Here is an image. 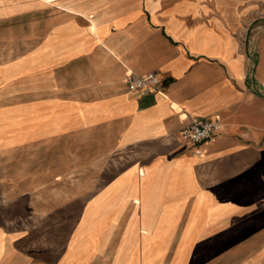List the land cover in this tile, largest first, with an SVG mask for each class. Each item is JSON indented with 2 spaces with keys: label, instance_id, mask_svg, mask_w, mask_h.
I'll return each instance as SVG.
<instances>
[{
  "label": "crops",
  "instance_id": "obj_1",
  "mask_svg": "<svg viewBox=\"0 0 264 264\" xmlns=\"http://www.w3.org/2000/svg\"><path fill=\"white\" fill-rule=\"evenodd\" d=\"M194 117L217 119L202 144ZM172 159L183 230L221 244L198 264H264V0H0V264H58L62 212L104 210L112 163L152 187Z\"/></svg>",
  "mask_w": 264,
  "mask_h": 264
},
{
  "label": "rangeland",
  "instance_id": "obj_2",
  "mask_svg": "<svg viewBox=\"0 0 264 264\" xmlns=\"http://www.w3.org/2000/svg\"><path fill=\"white\" fill-rule=\"evenodd\" d=\"M180 162L181 159L175 161L172 159L162 165L160 164V173L164 171L174 175L169 179L160 178L159 181L158 179H152V187L143 186L142 182L145 183L146 180L142 177L137 178L138 173L136 174L134 170L131 173L128 172L129 174L125 173V177H120V174L125 175L124 172H121L124 164L120 166L117 161L112 163L110 170L111 194L109 200L107 197L106 210L91 211L89 209L90 204H79L78 209L70 208L62 212L63 225L56 228L57 239L56 243L52 244L56 250L57 263L112 264L114 253L127 226H137L138 231L141 232L142 225H146L149 219L151 226H155L161 220L160 216L167 213L171 215V222L168 224L171 233L168 248L162 255L159 264H171L176 245L179 242V235L183 232V226L181 225L183 211L177 209V204L180 203L178 197H181L178 193L181 191L183 181L179 173L182 169ZM106 181V179L100 178L96 187ZM166 187L169 188V195L165 194L167 192ZM153 190H158L159 193H152L151 195L150 193ZM171 192H174V196L171 195ZM172 198L175 200L174 202H171L170 199ZM100 201L102 209V196H100ZM147 202L150 211L143 212L141 210L142 203ZM161 226H167V224ZM192 228L195 231L200 229L201 233L213 229L208 226ZM46 231L47 234L50 233L49 228H46ZM49 245L50 243L46 245V242L40 245L32 243L30 252L35 253L38 247L43 246L49 249ZM252 245L253 249H258L260 243L254 242ZM192 255L191 252L187 258H191ZM190 260L193 264H198V255H194L193 259ZM259 262L262 263L263 259H256V264Z\"/></svg>",
  "mask_w": 264,
  "mask_h": 264
},
{
  "label": "bare ground",
  "instance_id": "obj_3",
  "mask_svg": "<svg viewBox=\"0 0 264 264\" xmlns=\"http://www.w3.org/2000/svg\"><path fill=\"white\" fill-rule=\"evenodd\" d=\"M101 201L98 200L91 211L103 210L100 207ZM150 205V204H149ZM106 210V208L104 209ZM141 210L150 211L147 203H142ZM151 216V214H150ZM158 224L151 226L150 219L146 225H142L141 232L134 225L125 228L119 245L114 253L112 264H159L162 255H164L169 245L170 230L169 222L171 215H161ZM167 224V226H161ZM191 228L186 227L181 233L179 242L176 245L174 257L171 264H184L190 259H186L192 252V256L203 252H210L219 249V243L210 241L196 243L192 242L188 236Z\"/></svg>",
  "mask_w": 264,
  "mask_h": 264
},
{
  "label": "built area",
  "instance_id": "obj_4",
  "mask_svg": "<svg viewBox=\"0 0 264 264\" xmlns=\"http://www.w3.org/2000/svg\"><path fill=\"white\" fill-rule=\"evenodd\" d=\"M154 77L153 73L138 77H133L129 74L126 78V84L131 91H145L151 87ZM216 121L217 119L194 117L180 130L179 136L191 144H202L213 137Z\"/></svg>",
  "mask_w": 264,
  "mask_h": 264
}]
</instances>
